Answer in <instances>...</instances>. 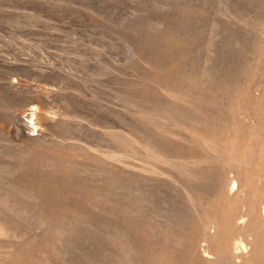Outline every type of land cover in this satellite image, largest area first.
I'll use <instances>...</instances> for the list:
<instances>
[{
	"label": "rangeland",
	"instance_id": "obj_1",
	"mask_svg": "<svg viewBox=\"0 0 264 264\" xmlns=\"http://www.w3.org/2000/svg\"><path fill=\"white\" fill-rule=\"evenodd\" d=\"M0 264H264V0H0Z\"/></svg>",
	"mask_w": 264,
	"mask_h": 264
},
{
	"label": "bare ground",
	"instance_id": "obj_2",
	"mask_svg": "<svg viewBox=\"0 0 264 264\" xmlns=\"http://www.w3.org/2000/svg\"><path fill=\"white\" fill-rule=\"evenodd\" d=\"M37 109V106L32 104V105H27V109H26V113H27V117H28V123L32 126L31 130H38V128L40 129V126L38 125L37 121L35 120L36 119V114H35V111ZM38 134V133H37ZM235 185L236 184V181L233 182Z\"/></svg>",
	"mask_w": 264,
	"mask_h": 264
}]
</instances>
